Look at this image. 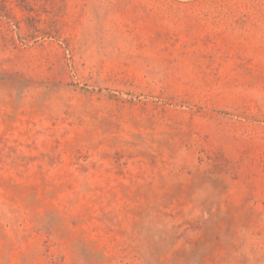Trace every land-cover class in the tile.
I'll return each mask as SVG.
<instances>
[{
	"label": "rangeland",
	"instance_id": "1",
	"mask_svg": "<svg viewBox=\"0 0 264 264\" xmlns=\"http://www.w3.org/2000/svg\"><path fill=\"white\" fill-rule=\"evenodd\" d=\"M0 264H264V0H0Z\"/></svg>",
	"mask_w": 264,
	"mask_h": 264
}]
</instances>
